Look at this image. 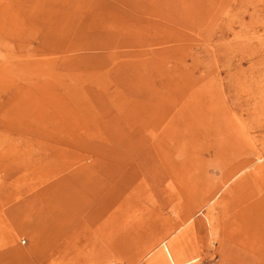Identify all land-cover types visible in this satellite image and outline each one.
Wrapping results in <instances>:
<instances>
[{
  "label": "rangeland",
  "instance_id": "1",
  "mask_svg": "<svg viewBox=\"0 0 264 264\" xmlns=\"http://www.w3.org/2000/svg\"><path fill=\"white\" fill-rule=\"evenodd\" d=\"M0 264H264V0H0Z\"/></svg>",
  "mask_w": 264,
  "mask_h": 264
},
{
  "label": "bare ground",
  "instance_id": "2",
  "mask_svg": "<svg viewBox=\"0 0 264 264\" xmlns=\"http://www.w3.org/2000/svg\"><path fill=\"white\" fill-rule=\"evenodd\" d=\"M170 243V242H169ZM168 246V245H167ZM168 248L166 246H163V248L157 252H155V254H153L152 259H156L157 256H159L160 254H162L163 252H165Z\"/></svg>",
  "mask_w": 264,
  "mask_h": 264
}]
</instances>
